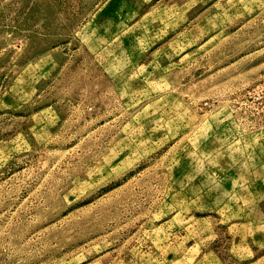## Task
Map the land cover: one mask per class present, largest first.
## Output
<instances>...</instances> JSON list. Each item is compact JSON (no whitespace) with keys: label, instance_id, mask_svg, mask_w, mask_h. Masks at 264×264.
I'll use <instances>...</instances> for the list:
<instances>
[{"label":"rangeland","instance_id":"1","mask_svg":"<svg viewBox=\"0 0 264 264\" xmlns=\"http://www.w3.org/2000/svg\"><path fill=\"white\" fill-rule=\"evenodd\" d=\"M0 264H264V0H0Z\"/></svg>","mask_w":264,"mask_h":264}]
</instances>
